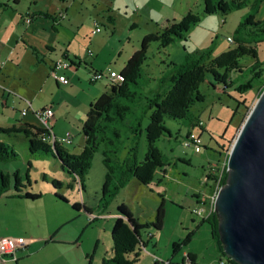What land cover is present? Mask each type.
Returning <instances> with one entry per match:
<instances>
[{
    "label": "rangeland",
    "instance_id": "1",
    "mask_svg": "<svg viewBox=\"0 0 264 264\" xmlns=\"http://www.w3.org/2000/svg\"><path fill=\"white\" fill-rule=\"evenodd\" d=\"M96 1L100 4L98 5ZM71 2L77 7L86 3L90 10H94L97 6V10L91 14L88 10L84 18L81 9L79 15L83 20V26L81 25L80 36L84 35L88 41L94 34H98L96 44L101 47L105 45V49L97 57V65L109 63L111 55H117L121 50V55L112 63V68L117 71L122 69L129 55L141 47L146 35L161 31L173 21L182 22L183 17L189 13L199 17V21L190 27L184 37L176 39L170 45L161 47L158 41L148 43L142 64V75L138 83L132 85V89L143 97H152L157 91H162L166 87L159 83V78L170 67L171 62H183L187 52L200 53L210 50V56L216 57L229 49H234L238 45V40H250L252 38L249 36L250 26L244 28L241 23L247 15L255 13L258 0H247V5L243 8L233 7L228 12L218 10L212 13L204 11V0H110L107 2L109 9L106 8V1L72 0ZM103 8L106 10L103 11ZM108 13L113 20L106 18ZM255 18L264 19V2L261 3ZM94 19L97 21L96 25ZM97 26L100 33L95 30ZM229 37H233L235 41L231 42ZM250 43L256 49L257 56L241 57L242 72L228 71L226 84L215 80L212 74H208L207 81L200 85L203 100L194 103L189 111V117L165 119L170 135L166 134L156 142L166 162L164 171L157 173L150 184L145 185L135 179L132 180L116 197L109 199L110 203L106 207L102 199L106 174L103 161L104 145H101L94 154L86 173L85 189L82 190L73 176L60 169L59 161L53 157L40 156L39 153L31 155L33 164L29 167L24 162L23 153L18 150L22 147L23 139L14 138L12 141L13 138L6 135L7 142L14 143L20 154V160L0 163V167L4 172L10 173L19 170L20 178L24 183H27L26 173H28L31 181V186L28 188L34 192H41L42 196L34 200L33 206H24L5 197L0 198V233L9 231L10 234H17L28 229H31L30 233H41V230L35 226L38 222L41 221L45 223L44 225L47 223L54 225L57 220L65 222L74 215L73 210L77 212L73 208V201L81 204L85 202L94 210V216L90 217L81 210L80 216L62 226L59 237L69 241L67 243L73 246L68 255V258L72 255L71 264H81L86 254L93 255L92 264H101L103 257L112 254L111 231L115 218L119 215L118 205L126 204L134 217L145 223L154 220L157 207L164 200L166 209L164 225L159 230L154 227L142 229L145 246L141 245L140 260L133 264H156V262L166 264L168 260L172 261V264H229L228 257L222 251L216 250L211 237V225L205 220L212 202L211 195L215 192L214 180L208 179V176L212 175L213 168L222 165L225 151L231 148L244 119L264 85V75L254 77L248 70V66L255 61L264 62V40L260 42L252 40ZM89 46L91 50L96 51L94 46L88 44ZM77 47L79 49V46ZM261 66L264 70V64ZM218 70L225 73L224 68ZM248 79L250 84L241 89V85ZM105 80L106 77L100 79V82ZM96 87L100 88V85ZM145 102L146 99H140L136 109L143 128L148 124V116L151 113V110L145 109ZM11 112L10 109L2 111L0 106L1 126L7 127L16 122L15 115L20 116V113L17 111L14 117L13 114L8 117ZM199 120L203 122L201 128L191 124L192 121L197 124ZM67 126L71 133L70 138L67 139V134L64 133L65 135H61L60 138L61 143L68 152L79 154L84 148V146L78 148L84 138L82 125L67 124ZM189 132L201 135L203 146L200 152L185 145L186 135ZM70 139L73 142H70ZM137 141L140 142V158H143L147 150L145 132H142ZM131 143L130 139L125 140L119 153L122 158L127 155ZM223 146L226 147L225 151ZM44 173L47 180L43 178ZM53 178L63 182L60 192L72 202L55 201L51 183ZM212 182L213 188L210 185ZM68 185L72 186L68 187ZM98 205L101 206L100 209L97 208ZM64 246H59L61 252L69 250V247ZM79 254H83V257ZM37 256L39 255L36 254L34 257ZM68 258L63 257L65 263L62 264H69V260L65 261Z\"/></svg>",
    "mask_w": 264,
    "mask_h": 264
},
{
    "label": "trees",
    "instance_id": "2",
    "mask_svg": "<svg viewBox=\"0 0 264 264\" xmlns=\"http://www.w3.org/2000/svg\"><path fill=\"white\" fill-rule=\"evenodd\" d=\"M263 2L264 0H258L255 13L247 15L241 23L244 28L250 26L249 36H252L250 40L240 39L234 49H229L216 57L210 56V50L200 53L187 52L183 62H171L170 67L159 78V83L166 87L162 91H157L152 97H143L132 89V85L137 84L142 75V64L148 43L158 41L161 47L170 45L176 39L184 37L190 27L199 21V17L189 13L183 17L182 22L173 21L161 31L146 35L141 42V47L131 55L122 69L121 73L124 75V79L112 82L110 87L91 103L82 122L81 130L85 137V145L81 153H70L62 148L58 142L53 145L48 143L43 138L47 135V129L44 127L32 126L27 123L18 127L0 126V163L20 160V154L17 152L14 143H8L5 136L8 135L9 138H13L12 141L14 138H21L24 145L22 144V147L17 148L23 153L26 159L24 162L29 167L32 166L31 155L39 153L40 156L53 157L59 161L60 169L73 176L74 181L84 190L86 173L90 168L94 154L101 145H104L103 161L106 166L105 181L102 187L104 207L110 203L109 199L116 197L132 180L135 179L145 185L150 184L157 173L164 171L166 165L163 153L156 145L161 137L166 134L170 135L165 119L189 117V111L194 103L203 100L200 85L207 81L208 74H212L215 80L226 84L228 71H243V65L240 63L241 57L244 55L257 56V51L251 46L250 41L260 42L264 40V19L255 18ZM204 3L206 13L218 10L228 12L233 7L243 8L247 5V0H204ZM110 19L113 20L112 17ZM262 64L264 62L255 61L248 66V70L253 73L254 77L264 75ZM218 68H224L225 73H221ZM249 81L250 79L243 83L241 89L246 88L250 84ZM263 90L264 85L259 94ZM142 98L146 99L145 109L151 110L148 116L149 122L145 128L142 127V120L139 116L137 117L136 112L137 103ZM200 122L201 120L195 124L192 121L191 124L201 128L203 124ZM142 132H145L147 150L144 157L140 158V142L137 140L140 139ZM190 134L189 132L186 135L185 141L188 140ZM126 139H130L132 143L127 155L122 158L119 153ZM222 148L225 151L226 147L223 146ZM27 156L28 158H26ZM219 170L213 168V173L208 176V179L211 178L215 181L216 173ZM226 177L227 165L220 186L225 183ZM26 178L27 183H24L20 178L19 170L10 173L4 172V169L0 167V196L13 187L19 197L29 200L40 198L41 192H34L28 188L31 186L28 173H26ZM43 178L47 180L46 174H43ZM51 183L54 188L55 200L68 203V197L60 192L63 182L53 178ZM72 185H68V187ZM72 204L78 216L81 215V210L91 215L92 209L87 205L79 202ZM97 208L100 209L101 206L98 205ZM117 210L119 215L115 218L111 231L112 254L103 257L101 264H133L139 261L141 245L145 246L142 240V229L154 227L159 230L164 225L166 215L164 200L157 207L154 220L151 222H140L126 204H119ZM205 220L211 225L212 235L220 251L225 254L219 238L218 220L215 212H211ZM92 259L93 255L90 254L88 264H92ZM228 262L229 264H239L229 257Z\"/></svg>",
    "mask_w": 264,
    "mask_h": 264
},
{
    "label": "crops",
    "instance_id": "3",
    "mask_svg": "<svg viewBox=\"0 0 264 264\" xmlns=\"http://www.w3.org/2000/svg\"><path fill=\"white\" fill-rule=\"evenodd\" d=\"M71 1L0 0V106L2 111L6 109L12 111L8 114V117L10 114H13L14 117L17 111L20 113V116L15 115L16 122L7 127H18L27 123L43 128L44 124L37 116L36 111L45 107H52L54 116L49 123L54 137L65 150L67 149L61 143L60 138L61 135L64 136L69 131L67 124L82 125L91 103L110 87L111 80L108 76H105V82L99 80L95 83L90 79L91 73L101 70L108 74L110 70H115L112 68V63L122 53L119 50L117 55H111L112 57L108 60L109 63L97 65V57L101 55L105 45L101 47V45L96 44V40L99 38L97 37L98 34H94L88 41L84 35L80 36L83 20L79 15L82 9V18H84L88 10L91 14L97 10V6L94 10H90L89 5L86 3L77 7ZM100 1H106V8L109 9L107 2L110 0ZM97 4L99 5L100 2H97ZM102 4L104 6V3ZM105 10L103 8V11ZM27 16H32V21L29 24L26 22ZM110 17L111 15L108 13L106 18L111 20ZM94 24H97L95 19ZM97 27H95V30L100 33L101 31L97 30ZM88 44L94 46L96 51L91 50ZM77 46H79V49ZM132 54L129 55L127 61ZM58 59H67L73 62L72 67L66 70L69 78L68 83L58 81L52 74L54 63ZM126 62L123 64L122 69L125 67ZM122 69L118 72H121ZM97 85H100V88L96 87ZM24 108H28L25 115L22 113ZM70 142L73 141L70 139ZM84 145L85 137L78 148ZM226 155L227 151L224 153L223 162ZM31 163L33 164V161ZM210 185L212 187L213 182ZM2 197L24 206H33L34 203V200L17 196L13 187L0 196V198ZM70 202L72 201L69 199L68 203ZM83 204L86 205L85 202ZM72 213L74 215H71V219H67L65 222L57 220L54 225L53 223L44 225L45 223L38 222L35 225L38 230H41V233L38 234L30 233L31 229L17 234H10L9 231L7 233L1 232L0 237L22 236L30 238L31 241L17 252L16 259L4 256L0 258V264L65 263L63 257L68 258L73 246L67 243L69 241L61 239L59 234L66 222L68 223L73 218L78 217L76 212ZM93 213L94 210L92 209L90 217L94 216ZM30 224H32L31 221ZM211 237L216 250L219 251L220 248L216 244L213 235ZM60 245L69 247V250L61 252ZM36 254L39 256L34 257ZM79 256L83 257V254H79ZM68 260L71 264L72 255L65 261L68 262ZM88 262L89 255L86 254L81 264H87ZM156 264L158 263L156 262ZM166 264H172V261L168 260Z\"/></svg>",
    "mask_w": 264,
    "mask_h": 264
},
{
    "label": "water",
    "instance_id": "4",
    "mask_svg": "<svg viewBox=\"0 0 264 264\" xmlns=\"http://www.w3.org/2000/svg\"><path fill=\"white\" fill-rule=\"evenodd\" d=\"M214 211L225 255L239 264H264V90L229 150Z\"/></svg>",
    "mask_w": 264,
    "mask_h": 264
},
{
    "label": "built area",
    "instance_id": "5",
    "mask_svg": "<svg viewBox=\"0 0 264 264\" xmlns=\"http://www.w3.org/2000/svg\"><path fill=\"white\" fill-rule=\"evenodd\" d=\"M32 21V16H27L26 17V22L29 24ZM97 30H100L99 27H97ZM229 40L231 42H234L233 37H229ZM73 65V62L67 59H58L55 61L52 74L53 76L60 82L63 83H68L69 78L67 77L66 70L70 69ZM105 76H108L112 82H117V81H122L124 79V75L121 72L115 71V70H110L108 74H106L104 71L101 70H96L91 73V81L96 82ZM28 112V108H24L22 110V113L25 115ZM37 116L41 119V121L44 124V128L47 129V135L44 138L48 143L50 144H55L57 142L56 138L54 137L53 131L51 129V125L49 123L50 119L54 116V110L52 107H45L42 109H39L36 111ZM200 124H203L201 121ZM66 138L69 139L71 133L68 131L66 133ZM185 145L193 147L196 152H200L202 150L203 146V140L201 135L197 133H191L189 135L188 140L185 142ZM229 152V151H228ZM227 152V154H228ZM226 160L227 156L225 157V160L222 164L217 169H220L219 172H217V176L215 178L214 184H215V192L214 194L211 195L212 202L211 206H209L208 213L205 215V218L211 213L214 212V204L216 200V196L218 193L221 182V178L223 176V172L225 170L226 166ZM30 238L28 237H16V236H1L0 237V258H3L4 256L7 257H12V259H16V254L17 252L22 248L25 247L27 244L30 243Z\"/></svg>",
    "mask_w": 264,
    "mask_h": 264
},
{
    "label": "clouds",
    "instance_id": "6",
    "mask_svg": "<svg viewBox=\"0 0 264 264\" xmlns=\"http://www.w3.org/2000/svg\"><path fill=\"white\" fill-rule=\"evenodd\" d=\"M228 151H229V150H228ZM228 151H227V152H228ZM228 153H229V152H228ZM226 156L228 157V154H227ZM226 165H227V160H226ZM214 212H215V211H214Z\"/></svg>",
    "mask_w": 264,
    "mask_h": 264
}]
</instances>
